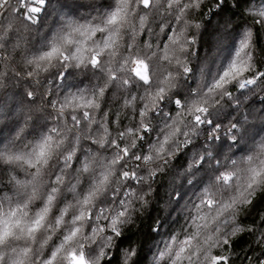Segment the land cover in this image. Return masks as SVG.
Instances as JSON below:
<instances>
[{
    "label": "snow or ice",
    "instance_id": "obj_1",
    "mask_svg": "<svg viewBox=\"0 0 264 264\" xmlns=\"http://www.w3.org/2000/svg\"><path fill=\"white\" fill-rule=\"evenodd\" d=\"M85 4L91 11L79 15ZM236 15L247 19L234 25ZM207 16L224 21L230 42L218 40L219 62L214 71L207 65L202 70L206 91L197 89L187 101L175 93L173 112L190 114L186 119L170 113L161 144L153 146L158 154L181 135L201 131L221 149L228 141L240 142V118L224 127L215 114L222 104L264 102V49L257 45L264 34V0H0V89L12 81L21 86L17 111L23 116V123L17 118L0 126V184L6 181L11 193L0 195V264H111L107 253L113 238L122 236L126 213L121 204L101 218L98 198L111 173L103 152L111 145L112 152L136 154V148L128 151L124 134L134 136L142 120L155 117L156 105L165 104L176 86L172 66L190 72L185 57L197 43L194 33L211 25ZM41 34L43 40L33 43ZM154 62L167 70L154 91L140 94L139 87L153 84ZM62 74L64 80L84 76L87 83L80 79L57 95L46 85ZM110 96L122 101L115 113L106 108ZM34 109L46 115L30 121ZM11 115L0 111V121ZM242 115L244 124L254 117L251 109ZM122 116L129 117L128 124ZM187 120L199 127L188 130ZM6 127L10 132L3 136ZM139 149L143 157V141ZM213 155L206 148L196 171ZM226 159L233 170L224 181L235 185L233 195L219 203L208 197L192 203L186 231L169 235L154 264H234L229 251L234 242L256 234V221L245 224L241 216L264 193V138L240 159ZM128 184L135 187L131 178ZM126 195L134 193L121 192ZM116 200L119 204L121 197ZM259 221L264 245V214ZM86 240L95 243L89 248Z\"/></svg>",
    "mask_w": 264,
    "mask_h": 264
},
{
    "label": "clouds",
    "instance_id": "obj_2",
    "mask_svg": "<svg viewBox=\"0 0 264 264\" xmlns=\"http://www.w3.org/2000/svg\"><path fill=\"white\" fill-rule=\"evenodd\" d=\"M244 12L246 13L247 9ZM228 32L224 21L217 19L211 20V25L205 31L194 33L197 43L193 46L191 54L185 57L186 66L190 72L186 75L182 68L177 69L172 66L171 71L176 79V86L171 93L166 94L168 99L165 104L156 105L153 109L156 113L155 117L149 115L142 120L135 129L134 136L128 135L127 132L124 134L123 138L128 151L138 149L134 156L122 153L119 148L112 152L111 145L107 151L103 152V156L111 166V173L109 186L98 198L99 207L104 209V216L101 218L107 217L108 209L113 212L119 211L121 204L124 205L126 213V220L121 227L122 236L118 239L113 238L112 250L107 253L111 264H154L158 249L163 247V242L168 240L169 235H179L181 229L186 231L185 225L190 223L189 209L192 203L197 202L201 197L212 198L219 203L233 195L235 185L224 181V176L233 170L226 158L240 159L249 152L255 142L264 138V102L257 100L249 105L248 101H244L239 105L222 104L221 110L215 114V118L223 122L224 127L240 118L243 127L238 133L242 137L238 144L228 141L221 149L219 141L214 145L210 140L205 141L201 131L198 135H181L175 142L170 141L162 154H158L153 147L161 144L162 134L172 122L169 118L170 113H173L174 117L184 115L186 119L187 114H190L186 113V110L173 112L175 93H180L187 101L197 89L206 91L202 82V70L207 65L214 71V61L218 63L222 55L217 48V42L222 39L227 46L230 42ZM42 40V34L32 37L33 43ZM167 67L160 68L154 62V80L151 88L139 87L138 93L154 91ZM79 77L77 74L64 80L62 74L59 82L49 80L46 87L56 89L59 95V92L65 88L71 90V87L80 80ZM14 85L15 81H12L6 88L0 89V105L12 112L21 101V95L18 93L6 92V89L14 88ZM233 95L238 96L239 93L236 92ZM260 96L264 99V93H260ZM209 107L214 108L215 105H209ZM250 109L254 117L249 123L244 124L242 114H246ZM45 115L46 113L41 109H34L30 115V121ZM43 123L45 120L39 119V124ZM187 125L188 130L199 127V125H193L191 120H187ZM5 130L9 135L10 127H6ZM144 132H147V136ZM115 139L116 135L113 133V140ZM140 141H143L144 149H147L143 157H141L143 149H139ZM87 147L85 145V148ZM206 148L214 155L208 159L202 169L196 171L199 167V157L205 154ZM216 153H219V164L216 162ZM121 162L123 167L120 166ZM129 178L132 179L135 187L128 184ZM81 183H84L83 178ZM121 192L134 193V195L121 196ZM66 195L70 200L72 199L70 194L66 193ZM116 197H121L119 204ZM181 218L184 223H181ZM85 243L91 248L95 242L86 240Z\"/></svg>",
    "mask_w": 264,
    "mask_h": 264
},
{
    "label": "trees",
    "instance_id": "obj_3",
    "mask_svg": "<svg viewBox=\"0 0 264 264\" xmlns=\"http://www.w3.org/2000/svg\"><path fill=\"white\" fill-rule=\"evenodd\" d=\"M78 3H84V0H77ZM91 11L85 4L84 7L79 9L78 14L82 16L88 15V13ZM231 15V14H229ZM208 19L211 20H217L220 19L219 17L212 18L211 16H207L204 18L205 21ZM233 23L235 24H243L244 20L247 19V17H244L242 15H236L232 17ZM158 31V29H156ZM146 39V37H145ZM257 45L259 48L264 49V34H261V36L257 40ZM79 79L85 80V83H87V80L84 76H80ZM59 82V80L55 81ZM20 93L21 92V86L16 85L14 88H8L6 89V92L8 94L13 93ZM11 103V101H10ZM122 101L120 99H114L111 96L107 100L106 108L110 110L112 113L117 112L120 108V104ZM19 108V105L15 106V111L12 112V115L8 117L7 120L0 121V126H3V124H9L12 123V121L19 118L21 121L23 120V116L19 114L17 109ZM0 111L7 113L9 111L8 108H6L3 105H0ZM27 114V113H25ZM123 124L129 123V117L122 116L121 117ZM3 136H7L8 132L4 129ZM87 145V144H85ZM11 193L8 190L7 182L5 181L4 184H0V195H10ZM261 214H264V193L258 194L256 197L254 206L247 209L241 216V219L245 224H252L253 221H256L257 225V232L256 234H242L233 244V246L229 249L231 253V258L234 261V264H258V260H264V245H262L259 242V216ZM181 223H184L183 219L181 218ZM179 227V225H177Z\"/></svg>",
    "mask_w": 264,
    "mask_h": 264
}]
</instances>
